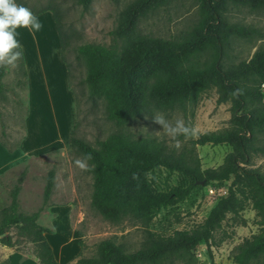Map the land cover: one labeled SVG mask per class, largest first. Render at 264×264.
Returning <instances> with one entry per match:
<instances>
[{
    "label": "trees",
    "instance_id": "trees-1",
    "mask_svg": "<svg viewBox=\"0 0 264 264\" xmlns=\"http://www.w3.org/2000/svg\"><path fill=\"white\" fill-rule=\"evenodd\" d=\"M92 1L79 0L85 8ZM170 1L133 0L110 31L113 39L110 44L88 43L77 48L79 54L92 60L86 78L90 95L104 96L107 119L123 127L155 111L196 104L206 91L216 88L220 103L232 102V124L222 131L199 134L191 140L190 147L179 150L152 136L122 131L98 140L100 148H96L76 135V123L71 147L85 158L90 154L91 158L87 159L93 165V207L115 224L127 220L139 222L144 227V239L133 250L116 238L104 239L97 244L94 256L78 254L75 261L65 264H176L203 242L209 243V247L221 244L229 234L223 232L219 239L216 234L228 216L234 223H243L242 212L249 205L264 213V175L239 165V160H246L254 149L252 143L257 133L264 132V46L249 60L224 63V58L229 57L231 39L249 34L240 24H230L225 12L230 5L261 9L264 0H198V22L175 39L139 30L142 18ZM15 2L36 14L47 11L53 14L62 46L61 56L67 62L66 38L58 9L52 4L34 8L28 0ZM17 50L22 51V48ZM17 63L26 83L23 52ZM68 69L70 79L69 64ZM4 74L5 68L0 67V80ZM0 141L10 151L19 148L22 142L8 147ZM207 144H228L234 153L220 166L203 169L196 147ZM162 169L178 173L183 182L168 192L153 189L149 173ZM232 175L235 179L228 195L220 198L202 221L183 229L174 228L173 224L161 230L150 227L154 218L174 200L189 196L195 188H202L198 181L205 180L207 185L211 181L228 180ZM25 178L24 171L9 179L14 185L9 205L0 211V243L16 247L19 238L25 239L33 244V254L39 264H60L47 239L50 230L39 221L41 213L50 205L56 172L54 169L48 171L43 202L31 212L21 206ZM3 182L0 180V186ZM12 229H16L17 239L9 233ZM82 244L80 240L79 245ZM232 260L233 264H254L259 260L264 264V225L260 232L237 245Z\"/></svg>",
    "mask_w": 264,
    "mask_h": 264
},
{
    "label": "rangeland",
    "instance_id": "rangeland-1",
    "mask_svg": "<svg viewBox=\"0 0 264 264\" xmlns=\"http://www.w3.org/2000/svg\"><path fill=\"white\" fill-rule=\"evenodd\" d=\"M28 1L34 8L52 4L62 16L66 38L64 54L70 67V83L77 103L76 135L94 147L100 148L98 140L120 131L133 133L136 136L149 135L170 147H175V141L165 135L160 125L152 121V118L159 114L164 115L173 125L176 119H183L187 126L198 129V135L222 131L231 126L232 102L220 103L216 88L206 91L196 104L188 103L185 107L171 111H155L130 125L118 126L106 117L105 97L90 95L86 78L92 60L89 56L79 54L77 48L88 43L110 44L113 40L110 31L117 25L122 11L133 0H93L88 8H85L79 0ZM49 16L54 22L53 14L49 13ZM225 17L230 24H240L249 32L246 37L234 36L231 39L229 57L224 58L225 65L238 64L251 59L253 54L264 46V8L253 10L244 5H230ZM198 19V0H171L142 18L139 22V30L152 36L175 39L189 31ZM53 25L56 28L55 22ZM58 46L61 47L60 41ZM0 84L2 85L0 140H3L8 147H13L26 135V120L30 110L25 77L18 63L16 67L5 68ZM176 139L181 143L179 148L181 150L190 147L193 138L186 140L180 135ZM252 145L254 149L250 151L246 160H239V165L264 175V132L257 133ZM196 152L201 159L203 169H206L223 164L226 157L234 153V149L228 144H207L198 145ZM46 160L44 174L40 177L37 172L26 186L23 183L24 201L23 204L21 201V206L31 212L42 204L43 194L38 205H35V199L37 201L41 197L40 185L44 187L48 171L54 169L56 179L50 205L41 213L39 221L49 228V235L55 250L59 252L60 262L75 261L74 258L78 254L85 257L94 256L97 252V244L108 238H116L130 250L141 245L144 239L142 224L134 220H127L121 224L112 223L93 207L94 173L91 170L93 165L87 158L77 150L71 149L67 156L54 152ZM77 160L85 163L87 170H82L77 165ZM9 179H5L0 186V211L10 203V191L14 183L9 182ZM234 179L235 176L232 175L228 180L211 181L207 185L205 182L202 188L193 189L189 196L174 200L167 209L162 210L154 218L150 227L161 230L173 224L174 228L183 229L189 228L194 222L202 221L218 200L228 195ZM149 181L153 189L168 192L182 183L183 177L176 172L162 169L149 173ZM187 184L188 182L185 185ZM211 188L223 189L226 193L215 195L210 191ZM242 217L243 223H234L230 216L224 221L223 228L217 232L216 238L222 237L223 232L229 235L221 244L209 247V243L203 242L194 251L185 254L176 264H233L232 257L237 245L244 238L260 232L264 225V213L254 205H249L242 212ZM9 233L14 239L18 238L16 229H12ZM80 240L83 242L82 246L79 245ZM33 249V244L22 238H19L18 245L14 247V250L21 251L24 257L32 256ZM254 264L263 263L259 260Z\"/></svg>",
    "mask_w": 264,
    "mask_h": 264
},
{
    "label": "crops",
    "instance_id": "crops-1",
    "mask_svg": "<svg viewBox=\"0 0 264 264\" xmlns=\"http://www.w3.org/2000/svg\"><path fill=\"white\" fill-rule=\"evenodd\" d=\"M49 13L51 12L33 13L43 25L39 31L33 33L27 27H18L15 30V39L22 48L27 71L26 96L30 110L26 120V135L20 147L10 151L0 141V180L12 178L25 171V186L35 177V173L38 172L40 177L44 174L46 158L50 154L59 152L68 155L72 149L71 134L76 121L77 103L70 86L68 64L62 59V46H58L60 37ZM43 193L44 187L40 185L41 197L37 201L35 199V205L40 203ZM47 239L58 262L65 264L60 262L49 233ZM0 264L39 262L34 254L24 257L21 251L0 243Z\"/></svg>",
    "mask_w": 264,
    "mask_h": 264
},
{
    "label": "clouds",
    "instance_id": "clouds-1",
    "mask_svg": "<svg viewBox=\"0 0 264 264\" xmlns=\"http://www.w3.org/2000/svg\"><path fill=\"white\" fill-rule=\"evenodd\" d=\"M18 27H27L33 33L39 31L43 25L33 12L23 5H17L15 0H0V67H16L22 57L19 42L15 39V30ZM153 123L162 127L166 136L175 141L179 149L181 143L176 138L183 135L185 139L198 136V129L187 126L183 119H176L175 124L169 123L164 115L159 114L152 118ZM87 158H91L90 154ZM82 170H87V165L80 160L76 161Z\"/></svg>",
    "mask_w": 264,
    "mask_h": 264
},
{
    "label": "built area",
    "instance_id": "built-area-1",
    "mask_svg": "<svg viewBox=\"0 0 264 264\" xmlns=\"http://www.w3.org/2000/svg\"><path fill=\"white\" fill-rule=\"evenodd\" d=\"M210 191L215 195H222L223 193H226L225 190L217 188H211Z\"/></svg>",
    "mask_w": 264,
    "mask_h": 264
},
{
    "label": "water",
    "instance_id": "water-1",
    "mask_svg": "<svg viewBox=\"0 0 264 264\" xmlns=\"http://www.w3.org/2000/svg\"><path fill=\"white\" fill-rule=\"evenodd\" d=\"M197 183L204 184V183H205V180H203V181H198ZM2 236H4V234H3Z\"/></svg>",
    "mask_w": 264,
    "mask_h": 264
},
{
    "label": "bare ground",
    "instance_id": "bare-ground-1",
    "mask_svg": "<svg viewBox=\"0 0 264 264\" xmlns=\"http://www.w3.org/2000/svg\"><path fill=\"white\" fill-rule=\"evenodd\" d=\"M61 245H62V244H61ZM61 245H60V246H61ZM61 251H62V250H61ZM57 253H58V255H59V252H57Z\"/></svg>",
    "mask_w": 264,
    "mask_h": 264
}]
</instances>
